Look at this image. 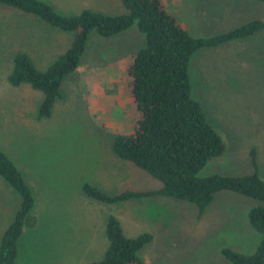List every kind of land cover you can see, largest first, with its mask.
<instances>
[{
	"label": "rangeland",
	"instance_id": "obj_1",
	"mask_svg": "<svg viewBox=\"0 0 264 264\" xmlns=\"http://www.w3.org/2000/svg\"><path fill=\"white\" fill-rule=\"evenodd\" d=\"M63 15L82 9L123 13L120 0H41ZM164 9L194 37L264 20L257 0H161ZM71 34L31 14L0 5V151L21 172L34 205L17 241L15 264H90L106 248L104 226L112 215L126 236L148 232L138 251L144 264H231L221 249L251 253L260 234L246 218L261 202L221 190L197 214L194 204L166 196L102 202L87 196L93 186L106 195L156 188L159 181L111 149L128 133L136 112L127 89L131 54L143 36L131 26L109 36L89 32L77 67L59 85L48 116H37L40 93L12 86L6 76L16 51L44 69L67 47ZM190 97L224 143L220 156L199 170L264 179V28L246 38L203 47L189 59ZM254 160V167L251 158ZM19 203L0 177V236Z\"/></svg>",
	"mask_w": 264,
	"mask_h": 264
},
{
	"label": "trees",
	"instance_id": "obj_2",
	"mask_svg": "<svg viewBox=\"0 0 264 264\" xmlns=\"http://www.w3.org/2000/svg\"><path fill=\"white\" fill-rule=\"evenodd\" d=\"M124 12L116 15L82 9L63 15L41 0H0L31 14L47 25L71 34L69 43L42 70L27 53L16 51L6 76L12 86L28 85L40 93L37 116H48L59 95L61 80L78 65L90 31L109 36L131 26L143 36V45L132 54L127 66V89L136 112L128 133L117 134L113 153L144 171L160 185L152 189H125L113 195L84 184V193L102 202L130 198L166 196L194 204L197 214L212 201L214 194L227 190L257 200L246 213L248 224L260 234L255 249L248 254L223 247L221 253L231 264H264V179L256 171L239 175L210 174L199 170L211 158L220 156L224 143L206 121L198 101L190 97L187 66L192 54L203 47H214L246 38L264 28V20L252 19L227 31L204 37L191 36L168 13L161 0H120ZM264 4V0H257ZM251 164L254 160L251 156ZM0 177L17 193L19 203L0 236V264H15L17 241L24 226L30 224L34 205L32 191L9 157L0 151ZM106 248L100 260L90 264H144L139 249L151 240L148 232L124 235L120 222L112 215L104 226Z\"/></svg>",
	"mask_w": 264,
	"mask_h": 264
}]
</instances>
